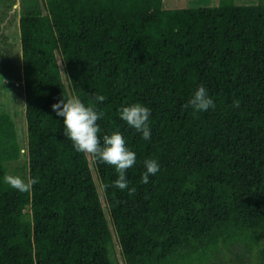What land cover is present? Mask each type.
I'll list each match as a JSON object with an SVG mask.
<instances>
[{
  "label": "trees",
  "instance_id": "1",
  "mask_svg": "<svg viewBox=\"0 0 264 264\" xmlns=\"http://www.w3.org/2000/svg\"><path fill=\"white\" fill-rule=\"evenodd\" d=\"M18 31L38 183H5L21 147L0 110V264H210L237 247L264 264V0H34ZM199 86L214 108L194 113ZM74 95L102 113L101 143L119 132L136 153L134 194L105 191L114 166L64 135L51 105ZM132 103L151 109L149 140L119 117ZM145 159L160 165L147 184Z\"/></svg>",
  "mask_w": 264,
  "mask_h": 264
},
{
  "label": "clouds",
  "instance_id": "2",
  "mask_svg": "<svg viewBox=\"0 0 264 264\" xmlns=\"http://www.w3.org/2000/svg\"><path fill=\"white\" fill-rule=\"evenodd\" d=\"M6 83L7 81L0 76V86L3 87V84ZM94 99L103 102L105 97L96 95ZM233 106L239 107V103L235 102ZM183 107H190L194 113H198L214 108V102L207 89L204 86H199ZM51 108L57 116L63 118L64 135L72 142L77 152L91 156L96 162L114 166L117 178L110 185L105 186V191L107 187H114L121 191L127 189L129 195L134 194L136 189L135 187L129 188L126 172L134 166L136 153L126 147L125 139L119 132L103 135L101 143V138L98 136L101 129L97 121L100 120L102 113L96 111V105H85L74 95L67 100L60 99L51 105ZM150 115L151 109L140 103L121 106L119 109L120 119L136 131L141 132L144 140L151 138L148 125ZM144 167L145 172L141 176V182L147 184L149 177L154 176L160 170V165L154 159H145ZM4 181L18 192L28 193L38 183V177L27 175L22 178L18 175H6Z\"/></svg>",
  "mask_w": 264,
  "mask_h": 264
},
{
  "label": "rangeland",
  "instance_id": "3",
  "mask_svg": "<svg viewBox=\"0 0 264 264\" xmlns=\"http://www.w3.org/2000/svg\"><path fill=\"white\" fill-rule=\"evenodd\" d=\"M34 0H0V76L7 83L0 86V110L7 112L16 123L17 140L20 153L17 159L6 162L7 175L26 177V122L24 116V90L21 79V61L18 21L26 6ZM216 0H184L188 5L198 6L214 4ZM245 3L257 0H239ZM227 251V250H226ZM234 251H241L237 247ZM233 252H219V259L210 264H238L240 258ZM225 253V254H223ZM112 257V256H111ZM113 258V257H112ZM254 259L250 253V260Z\"/></svg>",
  "mask_w": 264,
  "mask_h": 264
}]
</instances>
